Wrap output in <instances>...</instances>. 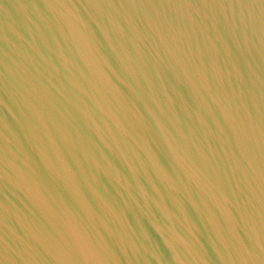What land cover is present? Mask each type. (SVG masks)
<instances>
[{
	"label": "water",
	"instance_id": "water-1",
	"mask_svg": "<svg viewBox=\"0 0 264 264\" xmlns=\"http://www.w3.org/2000/svg\"><path fill=\"white\" fill-rule=\"evenodd\" d=\"M0 264H264V0H0Z\"/></svg>",
	"mask_w": 264,
	"mask_h": 264
}]
</instances>
